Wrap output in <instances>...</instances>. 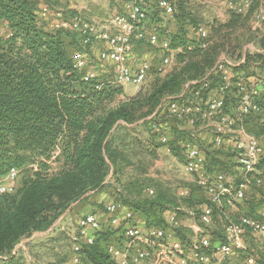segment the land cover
<instances>
[{
    "label": "trees",
    "instance_id": "1",
    "mask_svg": "<svg viewBox=\"0 0 264 264\" xmlns=\"http://www.w3.org/2000/svg\"><path fill=\"white\" fill-rule=\"evenodd\" d=\"M149 6L146 25L155 24L157 18L163 20L151 30L168 42L169 49H179L174 54L176 65L165 77L156 76L136 96L122 99L123 87L100 81L98 75L91 81L83 79L85 70L76 66L73 55L77 51L92 53L93 44H84L81 34L49 29L50 20L41 19L34 0H0V27L12 33L0 36V177L12 167L23 175L13 193L0 196V253H10L24 237L46 231L66 211L107 187L113 189L115 202L144 218L149 227L167 225L166 209L182 202L199 205L190 203L195 187L189 198L180 199L170 183L147 176L159 146L153 126L168 123L166 111L158 109L167 97L179 95L189 82L205 77L223 49L236 47L233 34L239 17L209 25L208 36L202 37L195 28L205 18L195 14L187 1L179 0L171 16L160 15ZM164 18L174 22L173 33ZM259 43L264 47V34ZM157 65L153 71L158 72ZM98 83H104L101 89L96 88ZM218 83L214 80L211 90ZM138 130L151 142L137 135ZM172 130L169 146L183 160L180 143L189 134ZM129 170L134 172L126 175ZM109 175L113 179L108 182ZM149 187L155 188L152 196L145 192ZM263 197L260 194L261 203ZM174 232L185 242L180 228ZM113 233L104 231L85 249L88 264H116L106 252L108 234ZM256 264H264V253Z\"/></svg>",
    "mask_w": 264,
    "mask_h": 264
},
{
    "label": "built area",
    "instance_id": "2",
    "mask_svg": "<svg viewBox=\"0 0 264 264\" xmlns=\"http://www.w3.org/2000/svg\"><path fill=\"white\" fill-rule=\"evenodd\" d=\"M255 2L258 5L254 7ZM154 5L167 16L175 11V5L170 0H126L124 12H110L98 26L89 23L80 14L67 17L65 12L52 10L50 6L44 7L40 16L43 20H50L56 29L64 28L81 34L86 45L104 42L106 47L99 52L98 59L114 66L113 79L108 81L109 84L142 88L155 66L144 60L133 67L128 62V56L136 41L158 42L157 32L146 25L147 6ZM228 6L238 13L252 10V25L261 35L264 34V0H231ZM195 31L202 37L208 36V30L203 25ZM3 35L10 37L11 30L0 27V36ZM164 43L168 46V42ZM249 54H259L261 59L256 61V65L263 64L249 67L251 56L246 52L237 59L221 55L205 77L189 82L182 93L167 97L158 107L166 111L168 117L179 121L180 130L189 134L180 143L184 156L182 170L184 175L194 178L192 182L205 197L202 206L182 202L180 206L164 211L166 226L149 227L144 218L112 199L105 204L106 220H102L98 213H88L79 215L75 222H67L63 214L49 229L32 235L42 233L48 237L59 229L74 252V264H88L83 252L108 229H119L106 246V252L116 264H234L231 259L241 254L245 255L246 264H256L258 257L250 252L248 237L259 248L264 247V197L254 216L242 212V203L250 192L258 191L264 184V133L257 135L246 128L247 121L257 115L264 121V106L260 101L264 94V49ZM86 55L83 51L74 53L73 59L78 68L87 67ZM173 60L174 55L167 54L156 66L157 71L163 73ZM96 77L97 74L90 70L83 75L85 81ZM214 80L219 83L211 90ZM103 84L98 83L96 88L101 89ZM228 101L233 104L226 112L227 105H230ZM197 124L204 130L202 136H198L194 129ZM169 128L165 122L153 126L158 140L170 151ZM209 134L212 136L211 150L226 148L233 153L231 168L208 169L207 155L198 141ZM227 142L231 144L227 145ZM19 175L20 169L12 167L7 175L0 177V196L15 191ZM145 192L152 196L155 188L149 187ZM258 194L260 196V192ZM176 195L180 199L189 198L192 195L190 185L177 189ZM179 214L192 215L199 221L188 244L173 234L179 226ZM217 219L222 226L217 225ZM19 244L12 253L13 257L20 254L19 248L26 250L22 241Z\"/></svg>",
    "mask_w": 264,
    "mask_h": 264
},
{
    "label": "rangeland",
    "instance_id": "3",
    "mask_svg": "<svg viewBox=\"0 0 264 264\" xmlns=\"http://www.w3.org/2000/svg\"><path fill=\"white\" fill-rule=\"evenodd\" d=\"M170 1H172L176 7V3L179 0H170ZM185 1H187V3L191 6L190 7L191 10H193L195 14H197L198 16L203 15L205 19H204V22L202 21L201 25L205 26L206 28H208V26L212 24L218 25L224 22H228L234 15L239 17L240 23L237 25V29L235 30L233 34V43L236 47L234 49H223L222 52L219 54V57L222 53H224L228 55L230 58L237 59L243 53L246 52L248 53V56H251V58L249 59V67H258L263 64L261 63L259 65H256V61L261 59V57H259L260 56L259 54H255V55L249 54L251 51H255L258 49H264V47L259 43V38L261 36V33L255 30L252 25V16H253L252 10L243 12V13H238L228 6L231 0H205L204 3L201 2L202 0H185ZM45 2H47V4L50 5L52 10L60 9L61 11L65 12V14L68 16H71L72 13L75 14L77 12V14L80 13V15H82L83 17H84L83 11H85L86 13L88 12L89 8L92 9V11H94L97 8L95 4L98 3L97 0H91L90 2H87L86 0H73L72 3L74 7L69 8L68 5L64 6L61 3H59V0H52V1L47 0ZM254 4H255L254 7L258 5L257 2H255ZM114 7L115 5L112 6L109 2H107L104 5L105 14L110 13L111 9ZM153 8H156V5H154ZM70 9H73V10H70ZM115 9L116 8H114L113 10ZM158 11H159V14L162 15L159 9ZM159 19L160 18L156 19L157 20L156 23L163 21V20L158 21ZM164 20L166 23L167 22L171 23L169 18H164ZM156 23L153 24V22L151 21V24H149V27L147 25V27L155 28L157 26ZM214 36L215 38H217L216 35ZM162 42L164 41L160 39L158 40L156 44H151L148 41L139 42V45H137L139 46V48L135 49L136 51H138V54H137L138 57L146 58L147 60H150L149 62H151L152 65H157L158 62H160L166 57V52L167 53L169 52V54L172 53L170 51H167V50L165 51V49H163L161 45ZM167 47L171 48L170 46H167ZM169 50H174L175 56H176V53L179 51V49H169ZM160 54L162 55L159 58L158 56ZM175 56H174L173 62L168 64V66L166 67V70H168L166 74L165 72L162 74V73L156 72L155 70L154 71L152 70L151 77L149 78V80H147L146 84L152 81L156 76L163 77L164 74L166 76L168 73H170L173 70L174 66L176 65ZM88 62L89 63H87V67L84 69L85 72L88 70L94 71L98 75L100 81H109L113 79L112 77L114 73V66L112 65V63L100 62L98 58L95 61H92V62L88 61ZM101 74H104V75L100 76ZM146 84L144 85V87L147 86ZM129 86L134 87L135 85H128L127 87ZM130 91L131 90H129V93ZM228 103H230V105L229 104L227 105L225 109L226 112H229V110L227 109L232 107V104H233L232 101H228ZM165 119L168 122V125L171 127L168 129V131L172 139V136H173L172 128H175L178 125V122H175V119H172L168 117L167 115H165ZM262 119H263L262 117L250 118L249 121H247L246 128L253 133L263 134L264 133V121L262 122ZM197 126L200 127V125L198 124ZM136 134L139 135L142 139H145L146 143L151 142L150 140H148L147 135L143 134L140 130H138ZM211 141H212V136L210 134L207 135L204 139H201L198 141L201 148L205 150L206 155L208 152L210 153L209 154L210 158H207L208 169L212 171V170H216L220 168V166L217 164L220 162L227 163L231 167L233 163L227 162L225 160V157L227 156V153L232 154V156H233V153L226 150V148L218 149V150L216 149L211 150L210 149ZM157 143H159V146L157 147V155L154 158H152L154 159L151 161V164H150V168L153 166L152 171L150 173L148 171L147 176L152 177L153 179H158V180L161 178L163 179V181L166 180L165 182L168 181L171 184L172 189L174 191L176 187H178L181 184L182 185L190 184V183L191 185L195 184L194 182H192L194 179L193 177L186 176L183 174L182 159L180 158L177 159L171 154H169L165 150V146L160 141L157 140ZM134 170L125 171V173L126 175L130 174V173H133ZM22 177L23 175H20V177L17 180V184L20 182ZM112 179H113L112 176L109 175L108 182L111 181ZM113 182L114 180L110 183V185L113 186L114 185L112 184ZM112 190H113L112 188L107 187V189L104 190L103 193H97L95 195H92L88 199L87 202L79 204L75 206V209L72 210L71 212H67V214L65 213L66 215V216L64 215L65 220L67 222H75V219L79 215L86 213V212L93 211L94 207L95 209H97V213L100 214L99 216L101 217V219L106 220V211H105L104 204L108 203L110 200L113 199L112 197H114V195L112 194V192L114 191ZM259 190H260L259 191L260 194L264 196V184L261 186ZM252 198L258 199V200L253 202V200H251ZM259 199H260L259 194L255 196V193L253 194V196L248 197L247 200L244 203H242V206H243L242 212L250 213L252 211V213L254 214L258 213V210L260 209L261 204H262ZM250 201L254 203L253 206L249 205ZM204 202H205V198L203 194L201 193L200 189L197 186H195V188L193 189V196L190 199V203L203 204ZM177 218H178L177 223L179 225L178 228H180L182 232L186 235L185 242L186 244H188L190 243L191 238L194 236V226H196L199 223V221L197 217H194L192 215L189 216L187 214H179ZM219 220L220 219H217L216 223L220 227L222 226V224ZM112 231L114 233L110 235L108 234L107 241L111 240L117 232V230H112ZM101 234H103V232ZM173 234L180 237L176 233H173ZM103 240L104 242L106 241L105 237ZM21 241L23 244H25L26 250L24 251L23 249L19 248L18 250L20 251V254L15 258V260L12 259L13 261L12 260L10 261L9 258L13 257L12 253L16 247L18 248V244ZM21 241H19L12 248L10 253H0V264H74L73 262L74 252L72 251L70 244L66 240V236L64 235L63 232L59 231V229H57L55 232H53L51 236H48V237H44L42 233L41 235L31 234L28 237H24L23 240L21 239ZM248 244H249L250 252L255 253V257L260 258L262 256V253H264V249L259 250V246H257L254 243V240L251 237H248ZM231 260L234 264H246L245 255H242V254L239 255L238 257L232 258Z\"/></svg>",
    "mask_w": 264,
    "mask_h": 264
},
{
    "label": "crops",
    "instance_id": "4",
    "mask_svg": "<svg viewBox=\"0 0 264 264\" xmlns=\"http://www.w3.org/2000/svg\"><path fill=\"white\" fill-rule=\"evenodd\" d=\"M35 1V6L37 7V11H38V13H40L41 12V10L44 8V7H46V6H50L49 4H47V2H45V1H47V0H34ZM52 1V0H51ZM72 1L73 0H59V3H61L62 5H68V7L69 8H73L74 6H73V3H72ZM87 2H90L91 0H86ZM126 1V0H125ZM125 1H122V0H119L118 2L117 1H115V0H97V2L98 3H96L95 4V6H97V8L94 10V11H92V9H88V12H86L85 13V11H83V13H84V19H86L89 23H91V24H94V25H101L102 23H103V21H105L106 19H107V17L109 16V14L110 13H108V14H105V9H104V5L107 3V2H109L112 6H114L115 5V7L114 8H116L115 10H113L114 8H112L111 9V11L110 12H124L125 11V8H124V6H125ZM202 3H204L205 2V0H202L201 1ZM70 4V5H69ZM120 8V9H119ZM70 10H73V9H70ZM78 14H80V13H78ZM67 17H68V15H67ZM2 23H5V22H2ZM1 23V25H3ZM47 25H48V28L49 29H56L54 26H53V24H48L47 23ZM5 26H6V24H5ZM165 27H168V25L167 26H165ZM175 27H174V22H172L171 24H170V26L168 27V31L171 33H173L174 31H175V29H174ZM191 30V34H192V32L194 31L193 30V28H190ZM137 45H139V42L138 41H136L135 42V44H133V46H132V49H131V51L129 52V56H128V62H129V64L131 65V66H133V67H136V66H139L141 63H142V61H144V60H147L146 58H140V57H138V51H136L135 49H137V48H139V46H137ZM161 45H162V47H163V49H165V51L166 50H169V47H167L166 46V44L164 43V42H162L161 43ZM106 47V45H105V43L104 42H102V41H96V42H93V45L91 46V49H93L92 50V53H86L87 55H86V59H87V62L88 61H90V62H92V61H95L97 58H98V55H99V52L102 50V49H104ZM172 53H171V55H174L175 54V51L174 50H170ZM161 55L162 54H160L158 57L160 58L161 57ZM221 55H225L224 53H222ZM220 55V56H221ZM151 59V58H150ZM147 61H150V60H147ZM89 63V62H88ZM106 63H110V62H106ZM152 72V71H151ZM151 72H150V74H149V76H148V79L147 80H149V78L151 77ZM164 72H165V74L168 72V70H164ZM163 72V73H164ZM162 73V74H163ZM100 74V73H99ZM165 74L163 75V77L165 76ZM102 75H104V74H101L100 76H102ZM147 83V82H146ZM149 83H151V81L149 82ZM148 83V84H149ZM148 84H146V85H148ZM140 89L141 88H139V87H136V86H134V87H123V94L120 96V98H122V99H126V98H129V97H134V96H136L137 94H138V92L140 91ZM129 90H131L130 91V93H129ZM261 98H262V100L264 101V94H262V96H261ZM175 122H179V121H177V120H175ZM171 128V127H170ZM176 129H179L180 130V127H179V125H177L176 127H175ZM194 127H192V129H193ZM195 130H196V133H197V135L199 136L200 134H201V136H202V134H204V130H201V126L199 127V126H195V128H194ZM180 131H182V130H180ZM172 135H174V131L172 130ZM257 135H262V134H260V133H257ZM173 138V137H172ZM231 143H229V142H227V145H230ZM164 145V144H163ZM165 146V150L169 153V154H171L172 156H174L175 158H177V159H179V157H177V156H175L173 153H172V151L170 150H168V147L166 146V145H164ZM230 147V146H229ZM171 149V148H170ZM228 152V151H227ZM225 160L227 161V162H231V163H234V156H232V154H230V153H227V156L225 157ZM183 161V160H182ZM228 165V164H227ZM229 166V165H228ZM233 165H231V167H232ZM153 167V166H152ZM152 167L151 168H149L150 170H148L149 171V173L152 171ZM230 167V168H231ZM152 174V173H151ZM153 175V174H152ZM160 180H162L163 181V179H161L160 178ZM166 181V180H165ZM168 182V181H167ZM169 183V182H168ZM186 185H190V186H192L193 188L196 186L195 184H192L191 185V183L190 184H186ZM183 185L181 184V185H179L178 187H176V189H175V192L177 191V189L179 190V188L180 187H182ZM260 190H258V191H253V192H250L249 193V197H251V196H253V194L255 193V196H257L258 195V192H259ZM251 200H253V202H255L256 200H258V199H251ZM252 201H250V203H249V205L250 206H253V203ZM200 206H202V204H199ZM243 207V206H242ZM72 210H68V211H66L65 213L67 214V212H71ZM93 211H97V209H95V207H94V210ZM93 211H90V212H86V213H83V214H88V213H91V212H93ZM64 213V214H65ZM99 214V213H98ZM237 263H239V262H237Z\"/></svg>",
    "mask_w": 264,
    "mask_h": 264
}]
</instances>
